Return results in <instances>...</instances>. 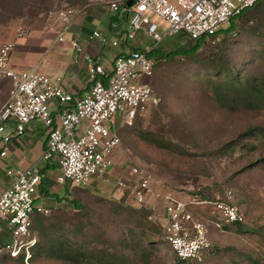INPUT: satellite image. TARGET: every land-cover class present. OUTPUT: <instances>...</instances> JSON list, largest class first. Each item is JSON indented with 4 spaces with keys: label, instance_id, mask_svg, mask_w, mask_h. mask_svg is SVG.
Returning a JSON list of instances; mask_svg holds the SVG:
<instances>
[{
    "label": "rangeland",
    "instance_id": "374dc122",
    "mask_svg": "<svg viewBox=\"0 0 264 264\" xmlns=\"http://www.w3.org/2000/svg\"><path fill=\"white\" fill-rule=\"evenodd\" d=\"M76 1L79 4L74 6L87 7L105 6L112 0ZM66 3L70 5L68 0H0V26L19 25L25 30L33 21L48 18L49 12ZM133 8L155 20L164 36L156 43L145 31H138L131 40L136 48L148 51L153 47L164 51L185 42L176 33L165 34V23L145 7L135 5ZM234 24L241 30L244 22L236 20ZM227 26L224 23L222 28ZM248 27L244 25L243 29ZM230 38L232 42L236 39L234 36ZM238 40V47L255 49L253 39L240 36ZM161 64L151 78L152 87L161 99L160 104L147 112L137 113L131 125H126L121 115L116 117V130H122V141L115 149L117 156H113L112 167L106 173L92 176L91 188H68L63 200H78L80 208L63 201L50 215L35 219L34 247L53 243L58 232L56 229L63 227V240L68 244L82 242L91 250L115 252L123 256L127 264H178L171 248L162 240L160 230L149 226L147 217L143 220L134 215V210L149 205L152 208L149 214L152 213L161 223L162 194L183 195L196 189L212 195L230 191L233 203L245 212V224L253 226V211L264 203V171L250 166L255 161V154L245 150L224 153L222 147L256 120L247 113L230 114L218 109L202 84L204 77L209 76L204 68L184 61ZM9 90L6 82L0 90V107L7 100ZM151 136L171 141L185 155L161 152L156 143L146 139ZM132 167H137L150 179L151 191L141 204L128 187L117 195V181L135 184V179L130 176ZM97 182H100L98 186ZM211 241L214 254L205 264H232L233 259L242 258L239 254L250 253L257 247L253 239L238 234L232 227L212 235ZM36 254L38 250L33 248L30 258L24 257L23 263L0 255V264H48L36 259Z\"/></svg>",
    "mask_w": 264,
    "mask_h": 264
},
{
    "label": "built area",
    "instance_id": "2783aa9c",
    "mask_svg": "<svg viewBox=\"0 0 264 264\" xmlns=\"http://www.w3.org/2000/svg\"><path fill=\"white\" fill-rule=\"evenodd\" d=\"M128 0L111 1L105 6L112 12L127 10L128 25L124 40L131 41L138 31H145L156 43L163 39L159 24L138 10L143 6L166 25L167 35L184 32L192 39L216 35L224 23L251 7L257 0ZM85 10L84 6L63 4L49 12L48 19L57 21V40L65 39L75 18ZM114 26V24H113ZM164 34V35H165ZM90 38L107 43L98 30ZM117 41H112L116 46ZM72 48L80 52L77 39ZM13 44L0 42V80L10 85L7 100L0 107V159L8 153V145L14 137L24 133L32 121L41 122L47 128L42 159L57 157L60 172L59 184L84 188L92 176L106 173L113 165V154L121 144L116 130V117L122 116L130 124L137 113H144L158 105L160 97L149 80L152 75L150 50H132L115 57L111 70H106L99 56H87L86 64L91 83L90 90L80 99L64 90L58 80L35 70L17 71L10 66ZM59 107L52 109V103ZM13 179L0 192V212L7 220L10 240L0 247V254L12 257L24 253L29 258L35 244L31 236L33 218L37 214L48 215L50 208L36 201L38 186L42 180L40 169L29 166L9 172ZM135 184L119 180V187L130 188V193L141 204L151 191L149 177L132 167ZM193 194L166 192L162 202L161 225L163 240L180 260L201 262L212 245L209 227L222 231V226L244 222L245 215L233 203L231 192L223 198L202 199L199 190ZM148 209L151 206L146 205ZM199 207V210H195ZM205 210L206 218L200 211ZM149 219H155L150 215ZM156 220V219H155Z\"/></svg>",
    "mask_w": 264,
    "mask_h": 264
},
{
    "label": "trees",
    "instance_id": "16d2710c",
    "mask_svg": "<svg viewBox=\"0 0 264 264\" xmlns=\"http://www.w3.org/2000/svg\"><path fill=\"white\" fill-rule=\"evenodd\" d=\"M68 2H70V6L79 4L76 0H68ZM88 8H91V5L85 7V9ZM122 8L123 5H121V10L119 11L122 14V18H125L128 15L127 10H122ZM236 20L244 22L241 28L242 31L237 27V24H234ZM244 25H249V27L243 29ZM176 34H178L180 40L185 42L181 41L179 44L173 46L171 50L164 49V51H158L153 49L149 52L152 61L151 78L154 77L153 71L161 68V62L174 63L175 61H184L196 67L204 68L209 76L204 77L202 84L205 90L210 93V98L218 109L230 114L247 113L256 120V122L241 131L236 138L228 141L222 147L223 152L231 154L237 150H245V152L253 153L256 155V158L255 161L250 163V166L264 171V0H257L251 7L232 18L227 28H222L216 35L192 39L184 32H178ZM219 36L221 38L218 40ZM232 36L236 37L234 42L230 38ZM240 36L249 40L253 39L255 49L249 50L245 47L242 48V46L238 47L237 44L240 41L238 38ZM210 44L212 46H209ZM204 47L205 51L203 50ZM236 47H238V50H236ZM151 78L149 80L150 84ZM6 82L0 80V90ZM158 105L153 108H156ZM133 120L130 124L126 125H131ZM121 131L118 130L117 133L122 141ZM146 139L152 143H156V148L161 152L185 155L179 152L178 146L171 141L155 136H151L150 138L146 137ZM189 193L193 194L190 190ZM197 193L202 199H217V197L223 198L224 196L223 193L221 195L208 194L204 190H199ZM123 199L124 197L122 201ZM63 201H69L70 205L75 204L77 207H81L78 200L64 199ZM236 205L238 206V204ZM55 207H50L51 211L48 215L51 214ZM238 208L245 215V212L239 206ZM149 210L145 206L139 210H134V215L141 216L143 220L146 217L149 219V216L152 214H149ZM195 210H199V207H196ZM200 212L206 218V211L203 209ZM48 215L37 214L34 216L31 236L34 235L33 227L35 219H40V216ZM253 218V226L245 224V216L244 222L225 224L222 226V231H219L213 226L209 227L210 238H212V235L226 231L229 227H232L238 234L253 239V242L257 244L255 251L251 249L250 253L239 254L242 258L240 260L233 259L232 264H264V203H261L260 206L254 209ZM148 224L160 230L163 240L161 223L155 219H149ZM62 228H54L58 232L55 234L56 240L53 243L46 246L38 244L36 247H34V244L30 248V252L33 248L34 250H38L36 259L45 260L48 264H127L124 257L115 252L91 250L84 247L82 242L76 245L68 244L63 240L62 234H64V228ZM213 254V243L201 262L194 260L183 261L178 259L173 253L178 264H205ZM2 256L21 263H23L25 257L24 253L15 257L9 254H2ZM31 261L33 262V260Z\"/></svg>",
    "mask_w": 264,
    "mask_h": 264
},
{
    "label": "crops",
    "instance_id": "0c3cea01",
    "mask_svg": "<svg viewBox=\"0 0 264 264\" xmlns=\"http://www.w3.org/2000/svg\"><path fill=\"white\" fill-rule=\"evenodd\" d=\"M127 25L128 15L122 18L120 11L116 14L106 6L91 5V8L85 9L75 18L62 41L57 40L59 30L57 21L39 18L25 30L19 25L0 26V42L13 44L10 57V66L13 69L35 70L46 74L53 80H58L63 89L70 92L76 100L87 94L91 87L86 64L87 56H99L101 64L109 71L117 55L139 50L131 41L124 40ZM94 30H98L106 38L107 43H102L99 38L91 39ZM73 39L80 43L82 48L80 52L72 48ZM112 41H117L118 44L112 46ZM55 107H59L57 102L52 103V109ZM47 131L41 122L32 121L26 126L23 134L11 140L7 155L0 159V192L13 179L9 172L35 165L42 174L36 201L50 208L62 202L71 186L59 184L56 180L60 172L57 157L42 159ZM99 183L97 182L96 186ZM91 186L92 181L89 188ZM123 190V187H119L117 195ZM9 240L7 220L0 212V247Z\"/></svg>",
    "mask_w": 264,
    "mask_h": 264
},
{
    "label": "water",
    "instance_id": "95a60500",
    "mask_svg": "<svg viewBox=\"0 0 264 264\" xmlns=\"http://www.w3.org/2000/svg\"><path fill=\"white\" fill-rule=\"evenodd\" d=\"M133 3H134L133 0H128L127 3H126V6H127V7H130V6L133 5Z\"/></svg>",
    "mask_w": 264,
    "mask_h": 264
}]
</instances>
